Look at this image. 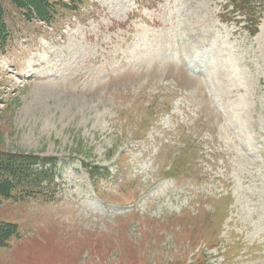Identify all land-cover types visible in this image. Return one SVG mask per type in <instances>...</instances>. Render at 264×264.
<instances>
[{
	"label": "rangeland",
	"instance_id": "rangeland-1",
	"mask_svg": "<svg viewBox=\"0 0 264 264\" xmlns=\"http://www.w3.org/2000/svg\"><path fill=\"white\" fill-rule=\"evenodd\" d=\"M0 2V264H264V0Z\"/></svg>",
	"mask_w": 264,
	"mask_h": 264
},
{
	"label": "trees",
	"instance_id": "trees-1",
	"mask_svg": "<svg viewBox=\"0 0 264 264\" xmlns=\"http://www.w3.org/2000/svg\"><path fill=\"white\" fill-rule=\"evenodd\" d=\"M20 11L23 12L24 16L32 17L33 15L36 16L41 21L47 22V23H53L56 21V18L60 13L58 14L56 12V8L61 9H68L70 5L72 4H78L81 3L80 0H68L69 2H66L64 0H10ZM235 2H241L245 3L244 0H235ZM246 4V3H245ZM70 9V8H69ZM4 8L2 5V2H0V44L6 43V23L4 21ZM62 14V13H61ZM8 156V158L11 157V159L5 163L2 161L0 162V177L4 175V171L7 168L6 165H8L9 169L7 168V173L9 177L8 182H2L0 181V195H11L12 193H17L19 184H14V180L11 181V178L13 179L14 176H21L22 172H16L14 170V166L16 167L17 159H30L32 156H24V155H12V154H0V158ZM31 161V162H30ZM35 159L32 157L31 160H28L25 164H34ZM28 175L27 179H32L35 176V173L33 171H30V169H26L25 176ZM16 225L14 224H1L0 225V246L1 244L5 243L9 238L12 236L18 234V230L16 229Z\"/></svg>",
	"mask_w": 264,
	"mask_h": 264
}]
</instances>
